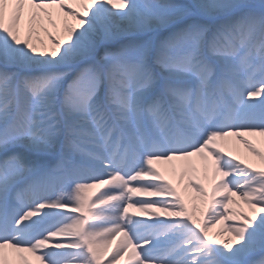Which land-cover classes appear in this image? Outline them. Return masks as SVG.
Masks as SVG:
<instances>
[{"label":"snow or ice","instance_id":"snow-or-ice-1","mask_svg":"<svg viewBox=\"0 0 264 264\" xmlns=\"http://www.w3.org/2000/svg\"><path fill=\"white\" fill-rule=\"evenodd\" d=\"M0 264H264V0H0Z\"/></svg>","mask_w":264,"mask_h":264},{"label":"bare ground","instance_id":"bare-ground-1","mask_svg":"<svg viewBox=\"0 0 264 264\" xmlns=\"http://www.w3.org/2000/svg\"><path fill=\"white\" fill-rule=\"evenodd\" d=\"M241 148V154H245L244 150L242 148V146H240ZM194 164L197 168L201 167V162L198 160V158H194ZM157 167L164 173L165 175V179H167L170 183L173 184L174 187H177L178 190H180L183 194L184 192V185L187 184V177H185V180L183 182V184H181L180 182V178H179V174L175 173L171 170V166L167 165V164H158ZM200 175L202 176V172L200 173ZM195 182V180L193 181ZM205 185H208V181H204ZM99 189H92L90 190V192L88 193V195L92 196L93 198L95 197V195L99 194ZM188 194L195 196V193L192 192V190L189 188L188 190ZM164 197H152V199H163ZM103 207V206H102ZM231 208H233L235 211H247V207L245 205H243L242 203H240L239 205H232L230 206ZM136 211L135 209H130L129 212L130 214ZM137 218L142 219V220H147L148 217L146 214L144 213H140L137 212Z\"/></svg>","mask_w":264,"mask_h":264}]
</instances>
